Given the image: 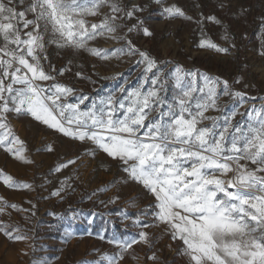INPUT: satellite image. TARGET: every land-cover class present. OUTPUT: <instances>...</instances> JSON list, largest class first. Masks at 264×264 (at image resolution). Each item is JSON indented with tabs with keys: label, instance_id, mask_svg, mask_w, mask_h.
Returning <instances> with one entry per match:
<instances>
[{
	"label": "snow or ice",
	"instance_id": "6c2138e0",
	"mask_svg": "<svg viewBox=\"0 0 264 264\" xmlns=\"http://www.w3.org/2000/svg\"><path fill=\"white\" fill-rule=\"evenodd\" d=\"M152 4L160 5L157 10L163 19H194L175 3L165 6V0H127V3L94 0L93 7L87 9L77 0H30L26 5L24 0H0V35L4 41L0 51L11 57L0 59V128H6L7 120L15 113L31 117L63 138L79 142L87 156L95 157L97 152L106 154L123 168L126 179L140 184L153 197L148 211L142 213L145 219L137 220V225L150 227L148 216L153 218L152 224H163L171 239L182 241L183 254L190 258L188 264H264V175L257 174L264 173V108L252 109L249 115L254 113L255 119L246 127L239 121L232 123L236 112L225 113L222 120L205 116L210 108H217L216 85L223 84L225 95L243 98L244 94L232 92L233 86L228 80L208 77L212 85L209 93L193 97L195 89L191 83H180V66H177L176 76L180 94L172 101L162 96L164 83L158 61L136 47L128 36L133 32L146 38L154 36L148 17L143 15ZM102 5L109 7L112 15H106L100 24H91L90 29L84 19L72 15L78 11L79 15H96ZM217 7L220 11H230L231 0L218 3ZM249 11L241 6L234 15L245 16ZM28 13L34 18L27 19ZM117 20L121 23H115ZM129 20L135 22L129 25ZM205 20L225 27L223 20L214 14L201 15L195 22L199 25ZM41 22L43 32H47L51 24L52 32L59 37L54 35L45 41L40 31ZM21 24L24 29L31 28L23 39ZM125 28L127 34L114 37L124 40V48L107 52L87 45L88 40L103 36L105 31L115 34ZM225 33L224 39L229 40L230 47H220L203 38L198 46L224 54H230L232 49L238 51L234 37L227 29ZM46 43L71 47L74 56L84 50L101 60L125 51L138 55L140 62L146 65L145 72L152 73L149 78L152 87L146 92L139 89L128 92L121 87L126 97L117 100L110 95L106 101L93 103L90 108L86 105L81 110V105L89 98L83 94L76 96L73 86L57 81V76L70 69L56 70L51 64L48 65L51 71L44 67L43 61L48 60ZM9 45L24 47L18 52L9 50ZM260 55L264 56V51ZM26 57H30L31 62ZM186 75L199 74L189 71ZM75 76L89 78L80 71ZM38 82L52 83L45 87ZM234 83L248 86L242 74ZM153 112L157 115L151 116ZM203 120L212 123L200 126ZM5 139L0 137V145ZM46 150L55 149L50 144ZM6 151L11 153V146H7ZM16 156L23 159L19 153ZM79 158L76 156L59 164L54 171L60 172ZM241 160L250 161L255 169L249 170ZM5 183L16 186L11 184V177H5ZM22 187L31 188V185ZM67 190L66 179L50 195L63 199ZM50 214L55 216V213ZM5 234L11 240L27 239L19 234L13 236L11 232ZM137 240L151 246L148 233L144 231L131 241L121 242L113 237L110 242L126 250ZM117 258L122 259L123 252L109 258V264H118ZM149 259L155 264L159 258L154 253Z\"/></svg>",
	"mask_w": 264,
	"mask_h": 264
},
{
	"label": "rangeland",
	"instance_id": "374dc122",
	"mask_svg": "<svg viewBox=\"0 0 264 264\" xmlns=\"http://www.w3.org/2000/svg\"><path fill=\"white\" fill-rule=\"evenodd\" d=\"M29 2L30 0H24L25 5ZM95 2L98 3L99 0H95ZM124 2L127 3V0ZM222 2L226 3L227 0H165V6L172 3L179 5L194 18L192 21L183 18L163 19L157 10L160 5L152 4L149 11L143 15L148 17V26L154 32V36L146 38L135 32L128 36L136 47L150 53L158 61L157 67L162 69L160 77L164 83V92L161 95L165 96L167 100L172 101L180 94L176 80L177 66L181 68L180 83L190 82L192 88L195 89L192 95L196 98L209 93L212 85L208 82V77L218 78L220 81L228 80L233 86L232 92H241L244 97L223 94V84L220 83L215 87L217 108H210L205 112V116L222 120L225 113L236 112L232 123L235 124L239 121L246 127L249 122L255 119L254 113L249 115L252 109L264 108V56L260 55L264 51V0H231L230 11L218 9V3ZM77 3L87 9L93 7L94 0H77ZM196 4L202 5V7H194ZM241 6L250 9L248 14L245 16L234 15ZM213 14L223 20L225 27L222 28L209 20H205L199 25L195 22L201 15L207 17ZM72 15L75 18L84 19L86 27L90 29L91 24L102 23L105 16H110L112 13L109 7L102 5L96 15H79V11ZM33 18L31 13L27 14V19ZM134 22L133 20L127 21L129 25ZM115 23H121V21L117 20ZM48 27L49 30L43 32V22H41L40 31L44 35L45 41L53 38L54 35L58 38L59 34L52 32L51 24ZM20 28L21 38H26L24 33L30 31L31 28L24 29L22 24ZM225 29L231 34V37H234L238 51L232 49L230 54H224L198 46L203 38L220 47H230L229 40L224 39ZM125 34H127L126 28L123 29V32L115 34L105 31L103 36L98 35L95 39L88 40L87 45L90 48L111 52L125 47L122 38H114L116 36L123 37ZM3 47L4 41L0 35V48ZM23 47L22 45H9V50L15 49L19 52ZM46 49L45 54L48 56V60L43 61L44 67L50 71L49 64L56 70L70 69L65 71L64 75L57 76V81L73 86L77 90L76 96L83 94L89 98L85 105H81V110H84L86 105L90 108L93 103L99 104L101 101H106L110 95L117 100L126 97L127 93H122L121 87L126 88L128 92L136 89L146 92L152 87L149 79L152 73L145 72L146 65L140 62L138 55H130L125 51L111 56L108 60H101L84 50H80V54L74 56V50L71 47L60 48L55 43H46ZM10 58L0 51V59L8 60ZM26 58L31 62L30 57ZM164 62H168L166 66ZM77 71L89 78L76 77ZM155 71L156 69H153V72ZM189 71L199 75L188 76L186 73ZM241 74L244 82L248 85L247 87L234 83L235 78ZM53 75H56L55 71H53ZM38 83L48 87L52 82ZM125 103H130V101L125 100ZM156 115L155 112L151 114V116ZM12 116L13 113L10 117ZM211 123V120H203L200 126H210ZM37 125L55 141V146L58 148L56 166L74 159L76 156L80 157L61 170L62 173H65V179H60L57 183V188H60L67 179V185L73 193L72 198L70 197L66 201V209L96 207L98 209L96 212L103 217L104 213H118L117 217L110 219L115 220L116 229L126 226L128 218L145 219L142 213L148 211L153 197L140 184L126 179L127 174L119 164L102 152H97L95 157L87 156L79 142H72L61 137L59 133H55L54 130L39 122ZM240 163L246 164L249 170L256 167L250 161L241 160ZM257 174L264 175V173ZM228 175L231 177V173ZM61 208L58 202L55 207L50 208L49 212L44 211L42 207H33L29 213L30 220L21 224L25 233L31 235L33 240L37 236L45 234V227L41 228L40 224L58 222L63 214ZM50 213H55V216ZM146 219L151 225L147 228L149 240L154 244L157 241L159 243L153 250L155 253H160L161 263L159 264H188L190 258L183 254L182 241L171 239L163 224H152L151 216ZM59 227L60 225L55 226V233L58 232ZM151 239L154 241L152 242ZM173 257L174 259H172Z\"/></svg>",
	"mask_w": 264,
	"mask_h": 264
},
{
	"label": "crops",
	"instance_id": "0c3cea01",
	"mask_svg": "<svg viewBox=\"0 0 264 264\" xmlns=\"http://www.w3.org/2000/svg\"><path fill=\"white\" fill-rule=\"evenodd\" d=\"M6 124V128H0V137H6L0 145V264H109V258L121 252L123 258H117L118 264H154L149 257L155 253L158 241L154 244L151 239L150 246L137 240L126 250L110 242L113 237L121 242L131 241L141 231L149 236L147 228L137 225V219L128 218L126 226L116 229L115 220L110 219L118 213H104L103 217L96 212V207L66 209V201L73 196L70 189L64 192L63 199L50 195L57 189L59 180L65 179V173L54 171L58 148L35 120L13 113ZM50 144L54 151L46 150ZM7 146H11V153L6 151ZM16 153L23 159H18ZM5 177H11V184L16 186L6 184ZM26 184L31 188L22 187ZM57 202L63 211L61 219L41 223L45 234L33 240L21 224L30 220L33 207L49 212ZM58 225L60 229L55 233ZM6 232L27 239L11 240ZM155 255L159 258L160 253ZM159 263L158 259L155 264Z\"/></svg>",
	"mask_w": 264,
	"mask_h": 264
}]
</instances>
